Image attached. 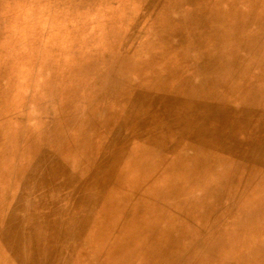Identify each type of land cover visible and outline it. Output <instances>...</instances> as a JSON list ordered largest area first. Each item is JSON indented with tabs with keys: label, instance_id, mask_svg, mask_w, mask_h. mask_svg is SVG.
Listing matches in <instances>:
<instances>
[{
	"label": "rangeland",
	"instance_id": "1",
	"mask_svg": "<svg viewBox=\"0 0 264 264\" xmlns=\"http://www.w3.org/2000/svg\"><path fill=\"white\" fill-rule=\"evenodd\" d=\"M240 4L0 0V264H148L164 235L153 264H264V11ZM79 188L97 240L66 237Z\"/></svg>",
	"mask_w": 264,
	"mask_h": 264
},
{
	"label": "bare ground",
	"instance_id": "2",
	"mask_svg": "<svg viewBox=\"0 0 264 264\" xmlns=\"http://www.w3.org/2000/svg\"><path fill=\"white\" fill-rule=\"evenodd\" d=\"M239 2H241V4H240V9H241L240 12L243 14L242 15L243 20L244 19L245 20H251V19H253L254 16H255V13H256V9L257 8H261V10L264 11V6L262 5V3L264 2V0H239ZM232 11H234V8L232 9ZM241 48L243 50H249L247 43L246 44L245 43L242 44ZM248 54H249V52H248ZM177 63H175V64H177ZM166 74L168 76L167 71H166ZM157 89H160L161 90L162 87L158 86ZM179 133H185V131L183 129H178L176 134L178 135ZM2 154H3V156L5 155V153H2ZM2 154H0V159L2 158ZM155 154H159V153H154L151 157H154ZM67 186H71L69 181L67 183L65 182V184H63V185H59L55 190L56 191H58L59 189L60 190H66V187ZM78 192L79 193H77V195H76V199H77L76 200V203H73V208L81 209V211L83 212V215H82L83 217L80 220L81 221L82 220H85L87 222V225L84 228L82 227L83 223L81 224V226H78L77 224L80 223L81 221L80 220H78V221L73 220L74 217H73V215L71 213V217H70L71 220H69V221H72L73 222V226H72V228H70V226H69L68 232L66 233V237L67 238H71L73 236V240L74 241H75V239L77 241H79V238H81V237H82V239L83 238L85 239L86 236H87V233L89 231L92 234V236L95 237L96 240H97V238H99V237L101 238L102 237L101 234H100V232H101V226L97 224L98 216H95L94 215L95 212L93 211V209L96 208V205L97 206H100L101 203H100V201L99 202H97V201L94 202V199L93 198H90L89 199L88 196H85V194L83 193V191H82L81 188H79ZM153 196L155 198H157V199H161V196H159V195L153 194ZM85 199H89V200L88 201H85ZM60 202L61 201L58 198L53 203V207H54L53 209H55L54 212H55L56 215H60L61 214L60 209H58L57 208L58 206L56 205V203H58V205H59ZM103 203H106V201H103ZM118 203L121 204V200L118 201ZM115 205H116L115 206V209H113V211L111 212V214L113 215L112 218H115V216H119L120 211L122 212V214L128 215V213L125 210H129V209H127V207L125 205L124 206L126 207V209L124 208L123 205H117V203ZM70 211H71V209H70ZM108 214L109 213L106 212L104 214V216H106V215L108 216ZM147 216H150V215L145 214V218L143 217L144 220L141 221L139 223V225L142 222H144L146 224V221L145 220H146ZM106 221H109L108 218H107ZM110 222H112V221L110 220ZM110 222H108V223H110ZM118 223H119V220L118 221H115V224H113V225L116 226ZM43 226H47V225L45 223H43ZM115 226H113V227L112 226L111 227L106 226V227H104V229H106L107 231H109V234L110 235H112V233L115 232V236H116L117 235V232H119V231H118V229L116 230V227ZM157 226H158V223H157ZM74 231L76 233H78L79 236H75L73 234ZM146 233H147L146 226L144 224H142V225H140L137 228V232L132 237H134V236L135 237H138V236L139 237H142ZM162 238H158V239L155 240V243L158 244V245H156L152 250H150L148 252H145V253H141V256L140 257L142 258L141 259L142 261H147L148 264H153V262L155 261V259L157 257H159L160 251L161 250H164V251L166 250V249H164V247H160L161 244H162V242H161ZM111 242L112 241H109V243H111ZM128 244L129 243H127V241H126V242H124V243H122L120 245L122 246V248L124 246L126 247V245H127L126 248H128ZM97 247H95L94 256L97 257L100 260L101 264H105V263L106 264H109L110 258L112 257V255H114V250L111 249L110 246L100 247L98 249H97ZM89 248L90 247H89L88 243L85 242V240H84V247L81 249L83 251L82 253H87V251H88ZM135 250H137V248ZM128 252H129V254L131 253V251H128ZM79 253H81V252L79 251ZM129 254L128 255H125V257L122 258V259H120L116 264H132L131 263L132 261L130 263H127V262H129V260H127V257L129 256ZM134 254L139 255V253L136 252V251H134ZM61 260H62V263L61 264H67V262H68V259L66 257H63ZM151 261H153V262H151ZM139 262H141V261H139ZM141 264H143V263L141 262Z\"/></svg>",
	"mask_w": 264,
	"mask_h": 264
}]
</instances>
